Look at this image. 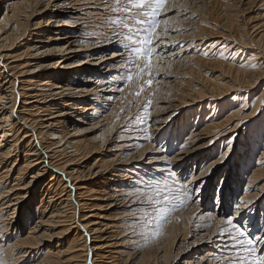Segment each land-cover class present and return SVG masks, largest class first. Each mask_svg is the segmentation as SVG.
Wrapping results in <instances>:
<instances>
[{
    "label": "bare ground",
    "instance_id": "1",
    "mask_svg": "<svg viewBox=\"0 0 264 264\" xmlns=\"http://www.w3.org/2000/svg\"><path fill=\"white\" fill-rule=\"evenodd\" d=\"M110 2L111 0H0V258L8 264L23 261L28 255L34 258V254L38 255L34 264H117V260L124 256V248L131 243L140 244L145 241L130 227L133 217L128 211L129 207L135 209L138 205L135 196L127 195L129 191H134L130 185L136 183L132 174L136 173V169H142L134 164L135 152L131 153L138 148V142L129 143V140L135 138L119 135L116 127L121 125V129L130 114L128 112L125 115L121 111V108L127 111L126 107L130 104V97H126L127 87L122 92H116V84L113 82L115 74L124 69L121 57L126 56V53L118 51V42L101 37L106 24L103 16ZM112 29L107 30L106 35L113 40L112 33L116 30ZM52 34L56 36L52 37ZM262 36L257 40L261 41ZM168 38L169 35L162 37V40L167 43ZM203 39L198 37L191 41L193 43ZM236 42L244 47L240 40L237 39ZM20 49L23 51H19ZM192 71L187 73L186 78L189 80L184 79L188 88L190 81H196ZM256 75L264 76L259 70L246 69H238L236 74L239 80L244 79L240 83L247 81L252 85L251 79ZM204 86L209 96L202 98V92L199 91L194 102L208 98L223 99L229 92L227 87L226 91L214 94V89L224 88L221 84ZM112 95L116 99L109 101L108 97ZM173 100L175 99L159 104V109L166 110V115L155 124L158 131L154 129L153 137L176 115H167L174 106ZM187 105L191 103L188 102ZM233 118L226 119L222 123L224 125H215L225 127ZM238 125L239 122L232 129L237 128L239 131L241 126ZM47 132L53 138L46 143L43 138ZM207 132H210L208 127L193 134L190 145L196 144V147L184 146L173 157L164 158L163 167H156L161 162H157L160 160L154 157H149L150 162L147 164L158 172H167L169 167L179 165L178 172H182V167L187 162H196L203 147L197 145V141L203 139L202 135ZM115 134L118 135L114 136ZM113 138L115 142L111 141ZM92 142H100L106 152H109L107 159H99L102 162L100 165L97 160L94 164L89 162L97 153L96 148L92 149ZM24 146L27 149L19 163L17 154ZM86 149L88 153L83 156V160L72 159ZM57 156L59 157L56 159ZM14 157L16 159L12 162ZM263 158L264 151L262 160ZM258 159L261 160V157ZM219 160L210 161L208 167L212 168ZM125 165L129 167H124ZM130 165H134L132 169ZM261 174H264V168L258 166L253 170L250 176L252 178H248L249 186L252 183L250 180ZM138 176L140 173L136 177ZM209 178V175L203 176L204 187ZM42 179L44 202L39 207L44 208L37 210L38 207H35L36 214H31L34 210L31 203L33 195L41 191V184L38 183ZM222 192V188L218 190L220 196ZM263 195L264 186L256 185L254 193L249 191L241 199L238 198L237 202L246 199L252 201L249 208L256 211ZM220 196L219 202L222 199ZM205 198L203 188L201 205ZM200 204L190 202L192 208ZM65 205H72L70 215L62 210ZM209 205L211 202L205 204V207ZM220 209L222 217L212 213L209 217V212L202 217L205 221L215 218L219 222L225 218L227 211L222 206ZM176 219L173 213L165 223L167 226L161 230L163 236L166 232L172 234L176 230L173 223H177L179 217L177 222ZM223 227L220 224L218 234L213 237H217L214 241L219 246L226 239L220 236ZM210 236L209 242L213 240V235ZM71 237L72 244L69 243L67 249L62 251L59 247L64 241H59L65 238L71 240ZM80 240L83 241L78 243ZM43 244L55 245L53 247L56 252L47 248L45 254H41L39 250ZM22 257L23 260H20Z\"/></svg>",
    "mask_w": 264,
    "mask_h": 264
},
{
    "label": "rangeland",
    "instance_id": "2",
    "mask_svg": "<svg viewBox=\"0 0 264 264\" xmlns=\"http://www.w3.org/2000/svg\"><path fill=\"white\" fill-rule=\"evenodd\" d=\"M114 3L115 0H111L109 8ZM109 8L103 16L106 24L101 32V37L114 42L106 35V32L108 33L112 29L107 21L120 14L113 13ZM163 18H167L168 25H171L167 28L169 32L164 34L167 27L164 23H160L157 31L161 34V39L169 35L167 44L170 51L163 56L153 57L152 63L155 68L159 69V76L154 79L152 86L145 87L139 97H134L128 87L126 94V97L129 96L131 99L130 104L126 107V112H130L127 119L140 111L150 100L149 119L145 125L126 127V119L121 129L119 128L121 125L116 126L119 135H123L125 138L134 137L135 139L129 140L131 141L129 143L138 142L137 145L140 148L132 150L131 153L135 152L133 155L134 164L141 166L142 169H136V173L132 176H134V179L137 178L136 176L139 173V177L144 179L156 176L158 171L151 169L150 165L147 164L150 162L151 157L156 159L160 157L158 159L160 161L157 162L161 163H158L156 167H163L164 158L173 157L184 146L188 148L192 140L190 137L205 128L207 129V127L210 132L202 135L203 139L197 141V145H203V147L197 155L196 162H187L180 173L178 172L179 165H173L171 168L176 169L178 176L181 174L187 176L190 172L196 173L197 167H203L209 161L220 159V153H225L227 159L223 164L220 163V160L215 163L213 165L214 170L213 166L212 168L209 167L212 174L206 186L203 187L204 195H206L203 205L200 204L192 208L189 202L186 207L174 212L175 217L177 219L179 217L180 221L178 219V223L176 219L177 223H173L176 230L172 234L166 232L163 236V233H161L158 237H161L159 240L155 238L148 242L141 241L140 244L138 242L131 243L128 245L129 247L124 248L125 252L122 253L124 256L117 260V264H153L154 262L156 264H229L230 260L236 259L237 251L230 246H225V244L220 243V246L216 244L217 241L214 240L217 237H213L218 234L220 223L215 218L206 219L205 221L202 216L206 212H211L213 215L216 214V216L222 217L221 206L222 209L225 207L227 210L226 214L229 204L237 202L238 198L241 199L240 197L248 194L249 191L254 193V186H264V174L250 180L252 181L251 187L248 179L252 178L250 176L258 166L264 168V158L262 160L264 150L260 147L264 143V136H262L264 134V76L257 77L256 75L254 78L252 77L251 80L254 86L247 81L240 83L244 79L239 80L236 76L238 69L259 70L264 74V0H168V4L165 5V12L162 14ZM225 34H227L226 37ZM53 36H56V34H52ZM260 36H262L261 41L257 40ZM198 37L204 39L192 43L191 40L193 38L198 39ZM237 39L244 44V47L237 44ZM173 43L176 44L175 48L171 47ZM181 45L183 46L181 47ZM115 48L117 49V47ZM19 51H23V49ZM191 70H193L194 80L196 79V81H190V88H188L184 79L189 80L186 77ZM156 75L154 71L153 76ZM145 79H147V75ZM211 83L213 85L221 84L224 87L214 89V94L224 92L228 87V95L219 100L208 98L194 102L193 99L199 91L202 92V98L209 96L204 85L208 86ZM238 83L240 85H237ZM171 99H175L172 102L174 106L167 115L172 113H176V115L170 119L161 132H158L157 136L153 137L154 129L158 131L155 124L166 115L164 114L166 110L159 109V104L167 103ZM133 102L135 106H132ZM188 102L191 105H187ZM230 117H234L233 123H228L225 127L215 125L222 124ZM238 122V127L241 126V129L239 131H237V128L232 129L236 127ZM213 124L214 126H212ZM144 127H147L151 139L145 138V133L141 130ZM116 135L118 134L114 136ZM52 138L53 135L47 132L44 134L43 141L47 143ZM115 138L111 141L115 142ZM229 139L232 141L231 144L228 143ZM99 143H91L92 149L96 148L97 153L89 161L94 164L97 160L98 165L102 163L99 161L100 158L103 160L109 156V152H106L103 145ZM154 144L166 148L168 154L162 156L160 152L153 151ZM195 145H190V148ZM142 148H145L143 152H141ZM26 149L27 146L20 148V152L17 154L19 163L22 162V154ZM197 150L199 151V148ZM87 153L88 150L86 149L80 152L79 155H74L72 159L81 161L84 159L83 156H87ZM140 155L142 157H139ZM260 157L262 161L258 159ZM15 159L16 157L12 158L11 161L13 162ZM259 161L261 162L259 163ZM126 166L129 167L128 165L124 167ZM133 166L130 165V168L132 169ZM43 181L44 179L38 184L43 183ZM42 186L43 184L39 186L41 191L33 195L31 203L34 205V210L30 212L31 214H36L35 207H38L37 210L44 208L39 207V204L44 202L42 201V193H44L41 189ZM221 188L223 192L220 196L218 190ZM219 196L222 197L220 202ZM262 197L260 198L261 202H258L260 205L256 207V211L250 208V211L242 213L243 216L240 218L241 224L249 222V231L253 234H259L260 226L264 224V195ZM207 199L208 202L206 203ZM209 202H211V205L205 207V204ZM218 202L219 206H217ZM217 207H219L218 210ZM62 210H66L70 215L72 205H65ZM78 219V216H76V220ZM76 220L74 219V222ZM20 223L22 224V220ZM210 235H213V240L209 242ZM72 237L74 238V235ZM72 237L71 240L65 238V240L59 241H64L62 246L59 247L62 251L67 249L69 243L72 244ZM81 241L83 240L78 241V243ZM53 246L55 245L43 244L39 252L45 254L47 248L56 252ZM261 250L264 251V248ZM166 252L167 255L163 256V253ZM177 254H179L178 259H176ZM239 254L243 256L242 251ZM23 258L20 260H23ZM37 258V254H34V258L28 255L23 261L13 264H34ZM141 261L144 263H141Z\"/></svg>",
    "mask_w": 264,
    "mask_h": 264
},
{
    "label": "snow or ice",
    "instance_id": "3",
    "mask_svg": "<svg viewBox=\"0 0 264 264\" xmlns=\"http://www.w3.org/2000/svg\"><path fill=\"white\" fill-rule=\"evenodd\" d=\"M167 4L168 0H115L114 5L110 7V11L120 14L108 22L109 26L116 30L112 33L113 41L118 42L119 52L126 53V56L121 57L124 60V69L113 77L116 92H122L128 87L134 97H139L145 87L152 86L154 79L159 76V69L154 67L152 61L154 56H163L170 51L168 44L160 38L161 34L157 31L160 23L167 26L164 34H167V28L171 27L167 18L162 19ZM171 47L175 48L176 44L173 43ZM154 71L156 76H153ZM114 99L115 95L108 97L109 101ZM150 104L151 101L148 100L140 111L129 117L126 127L145 125L150 116ZM132 106H135L134 102ZM121 111L127 115L125 109L121 108ZM141 130L146 139H151L147 127ZM228 143H232L231 139ZM260 147L264 150V143ZM153 151L160 152L162 156L168 154L167 149L159 144H154ZM226 159L227 155L220 153V163L223 164ZM209 163L210 161L203 167H197L196 173L190 172L187 176L181 174L179 178L176 170L171 167L167 172L159 171L156 176L147 179L138 176L136 183L130 185L134 191L127 193L129 196H135L138 201L135 209H128L133 217L130 225L133 232L141 235L146 242L158 238L164 224L174 212L186 207L189 202L200 204L205 184L203 176L212 174L209 171ZM251 204L252 201L229 204L225 218L219 221L224 225L220 231V236L226 237L223 243L237 251L236 259L230 260L229 264H264V251L261 250L264 248V224L260 226L259 234H253L249 231L247 222L240 223L242 213L250 211ZM208 216H212L211 212ZM240 251L243 256L239 254ZM0 264L8 262L0 258Z\"/></svg>",
    "mask_w": 264,
    "mask_h": 264
}]
</instances>
